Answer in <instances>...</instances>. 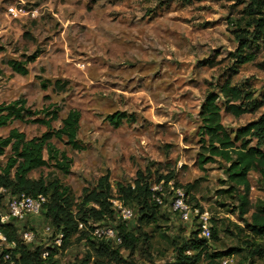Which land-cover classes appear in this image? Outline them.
I'll list each match as a JSON object with an SVG mask.
<instances>
[{
  "label": "rangeland",
  "instance_id": "rangeland-1",
  "mask_svg": "<svg viewBox=\"0 0 264 264\" xmlns=\"http://www.w3.org/2000/svg\"><path fill=\"white\" fill-rule=\"evenodd\" d=\"M252 7L258 11L256 0H0V103L25 97L35 110L55 104L60 108L56 128L69 110L82 113L78 138L84 150L72 148L66 139H53L72 158L70 172L50 162L29 176L71 188L73 209L108 173L113 199L118 183L145 177L162 186L161 202L155 200L160 205L156 221L141 219L138 206L129 203L132 216L124 220L117 215L112 223L123 219L142 233L135 251L122 249L126 262L118 264H176L177 246L192 231H201L198 222L183 221L173 211L178 190L189 205L208 213L210 253L240 248L228 257L230 263L264 264L254 253L264 248V236L246 225L264 204L260 173L249 175L252 205L241 217L237 197L221 192L229 187L226 162L216 158L200 163V113L209 92L219 94L223 123L233 136L264 113V36L253 38V28L248 30ZM243 33L250 41L244 51L255 52L256 60L239 65L237 34ZM35 52L39 56L27 64L28 74L10 66V60L24 61ZM227 79L263 106L239 117L228 112L221 93ZM57 80L65 85L63 90L56 88ZM116 111L132 114L134 120L115 126L107 116ZM13 127L29 138L47 130L39 123L14 120L0 128V136ZM9 154L8 148L0 155V170ZM170 175L174 177L167 181ZM0 193V213H6L12 196L3 188ZM30 219L26 228L34 227L36 234L32 244L56 241L44 214ZM92 251L87 237L77 233L59 247L56 259L72 264ZM103 264L117 263L104 259ZM199 264H219V259L203 256Z\"/></svg>",
  "mask_w": 264,
  "mask_h": 264
},
{
  "label": "trees",
  "instance_id": "trees-1",
  "mask_svg": "<svg viewBox=\"0 0 264 264\" xmlns=\"http://www.w3.org/2000/svg\"><path fill=\"white\" fill-rule=\"evenodd\" d=\"M256 3L259 9L256 11L253 7L251 8L249 14L253 13L254 15L248 21V30L253 28L250 34H253V38L257 39L260 35L264 36V15L260 14L264 10V0H256ZM237 36L240 45L237 50L236 62L243 65L256 60L255 52L244 51L250 44L248 35L243 33L237 34ZM38 56V52H35L27 56L24 61L12 59L9 64L15 72L26 75L29 72L27 64L36 61ZM43 86L46 85L43 84ZM55 86L59 90L65 88V85L59 80L56 81ZM221 93L225 98L226 110L237 117L247 112H255L260 106H263V103L256 105L251 93L249 91L244 93L240 86L232 85L230 79H227L221 86ZM244 98L248 100L246 104L237 103L238 100ZM218 99L219 94L209 92L200 113L202 118L201 148L203 149L200 153V163L214 162L216 158L226 162V183H229V187L222 189L221 192L237 197L239 201L238 214L243 217L249 213L252 205L250 173L252 171L259 172L261 180L264 182V113L258 119L240 127L233 136L223 123L222 109ZM59 112L60 108L55 104L35 110L25 97L0 103V128L8 126L14 120L39 123L47 127V130L41 135L31 138L16 127L11 128L6 136H0V155L6 154L7 149H10L6 165L0 170V188L5 189L11 196L23 192L31 195L40 193L46 195L48 202L41 213L54 228L52 235L54 240L58 238L59 234H63L61 245H68L77 233H80L81 238L82 236L87 237L93 251L88 252L85 257L72 264H103L104 259L117 264L126 262L122 249L130 252L135 251L142 233H137L135 228H129L123 219L118 221L115 226L112 225L117 222L119 211L111 201L113 193L109 173L100 178L94 189L85 192V198L76 209H73L71 188L64 186L58 180L48 184L43 177L32 179L29 176L33 170L49 165L50 162L63 172H70L72 158L55 145L54 138L66 139L74 149L84 150L85 148L78 138L82 118L81 111L75 108L69 110L66 117L62 119L63 125L56 128L53 122L60 118ZM107 119L113 125L119 126L125 120L133 121L134 115L125 111H116L109 114ZM253 140H255V144H252ZM173 177L170 175L165 178L169 181ZM143 178V181L134 183H118L117 198L126 205L135 203L141 213V219L154 222L158 218L160 205L155 201L153 195L158 196L161 191H155L153 184L147 178ZM2 197L3 193H0V201ZM30 220L28 218L23 227L16 222L0 223V229L6 234L8 240L16 242L14 248L0 246V264H59L56 254L61 245H57L56 241L45 246L43 244L35 245L31 242L24 243L21 240L20 232L27 229ZM104 221H107L106 224L114 227L117 233L122 236L121 244L117 245L113 241L93 236L94 225L96 223L103 224ZM80 224H82V228H80ZM246 225L256 235L264 236V204H262V208L252 213L251 221ZM199 233V229L192 231L189 237L177 246L176 264H199L203 256L208 257L211 261L219 259V264H221L222 258L229 257L234 252L241 250L236 248L210 253L209 239L199 237ZM212 236H216L214 229ZM45 250H48V255L43 257L42 253ZM188 251L191 253L189 254ZM7 253H10V259L5 258ZM254 253L264 259V248L258 247Z\"/></svg>",
  "mask_w": 264,
  "mask_h": 264
},
{
  "label": "built area",
  "instance_id": "built-area-1",
  "mask_svg": "<svg viewBox=\"0 0 264 264\" xmlns=\"http://www.w3.org/2000/svg\"><path fill=\"white\" fill-rule=\"evenodd\" d=\"M153 189L155 191H161V185H153ZM5 190V189H4ZM154 198L161 202V199L156 194L153 195ZM114 207H116L119 211L120 217L124 220L130 218L133 214V211L130 207L123 203L119 198L111 199ZM48 202V197L44 194L31 195L25 192L13 195L9 205L8 211L6 213H0V223L6 224L11 222L20 223L27 218H31L33 216L39 215L44 206ZM173 211L178 213L180 218L183 221H191L194 220L198 222V225L201 227L200 236L209 238L211 236V227L209 225V215L206 211H202L200 207H193L188 204L186 195L178 190V194L176 195L173 201ZM82 227V224H80ZM49 229V227H48ZM21 240L24 243H30L36 237V234L31 229H24L20 232ZM94 237L99 239H106L113 241L115 244H121L123 242L122 236L117 233L114 227L108 224L96 223L94 225V229L92 231ZM63 234H59L56 239L57 245H61ZM0 246L1 247H16V242L9 241L6 234L0 229ZM188 253H191L188 251ZM43 257L48 255V250L43 251ZM6 259H10V253H7L5 256ZM230 259L228 257L222 258L221 264H229Z\"/></svg>",
  "mask_w": 264,
  "mask_h": 264
}]
</instances>
